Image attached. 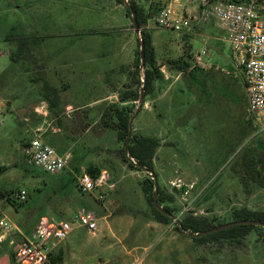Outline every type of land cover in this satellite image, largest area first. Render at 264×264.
Listing matches in <instances>:
<instances>
[{"label":"rangeland","instance_id":"obj_1","mask_svg":"<svg viewBox=\"0 0 264 264\" xmlns=\"http://www.w3.org/2000/svg\"><path fill=\"white\" fill-rule=\"evenodd\" d=\"M135 1L151 15L144 28L155 40L162 76L145 97L132 128L160 139L154 180L166 200L160 201L157 193L156 202L171 207L173 218L168 223L156 219L142 185L151 176L129 166L117 131L95 117L103 103L120 102L119 91L138 88L134 76L139 35L126 9L128 0H0V52L4 53L0 72L9 65L0 83L5 79L10 86L6 93H11L9 109L0 114V161L7 164L0 167V186L7 189L1 191L0 209L30 234L43 216L65 219L78 206H90L100 218L98 233L93 235L84 228L75 231L54 249L55 264H264V227H256L240 239L199 243L180 232L174 218L191 213L217 224L232 220L238 208L264 210L263 183H251L246 189L240 179L243 170L236 164L264 146V118L249 112L247 99L238 100L241 93L247 98V93L234 68L226 32L212 16L202 17L204 22L198 24L189 16L190 26L181 31L165 28L157 19L167 5ZM10 32L40 36L36 56L26 61L24 56L17 57V45L2 40ZM9 44L10 53L21 63L35 68L39 59L48 67L45 77L61 89L63 101L83 104L88 111H75L71 118L63 115V125L51 116L50 107L46 116L40 114L37 109L45 112L40 106L47 101L40 94L42 81L39 87V83L26 82V76L20 74L21 63L8 54ZM203 49L207 54L196 62L193 57ZM184 57L192 63L188 70L195 68L194 73L186 70L183 74L172 62ZM84 66L92 78L88 83L76 80L78 71L70 74L67 70ZM11 72L13 78L24 81L20 87ZM14 93H18L16 98ZM95 99L99 102L94 103ZM85 122L92 126L88 132ZM39 126L53 146L59 147L62 137L71 153L78 149L111 173L117 186L105 205L78 190L74 174L82 168L76 170L74 163L55 174L28 164L24 147ZM13 157L15 161H11ZM88 164L84 167L87 172ZM18 189L27 191L25 202L20 203L16 194L12 196L15 203L4 199ZM14 249L8 242L0 244V264H15L10 256Z\"/></svg>","mask_w":264,"mask_h":264},{"label":"built area","instance_id":"obj_2","mask_svg":"<svg viewBox=\"0 0 264 264\" xmlns=\"http://www.w3.org/2000/svg\"><path fill=\"white\" fill-rule=\"evenodd\" d=\"M187 1L198 3L202 8L201 16L214 17L220 28L226 32L234 68L242 76L246 88L248 110L264 118V0ZM157 21L161 26L177 31L190 26L189 18L177 16L171 5L161 11ZM206 54L207 50L203 49L193 59L199 62ZM48 107L47 101H43L40 108H44L45 112L37 110L46 116ZM23 152L28 164L52 174L69 168L72 159L70 151L60 153L44 138L42 127L34 129ZM81 168L82 170L74 174L78 190L97 203L105 205L108 194L117 186L111 173L102 169L98 175H94ZM14 194L20 202L27 200L28 193L25 189L14 190L10 194L11 199ZM0 213V239L11 236V244L16 246L15 264H51L54 249L76 229L84 228L93 235L100 229V218L85 205L78 206L65 219L56 220L43 216L30 234H25L1 209Z\"/></svg>","mask_w":264,"mask_h":264},{"label":"trees","instance_id":"obj_3","mask_svg":"<svg viewBox=\"0 0 264 264\" xmlns=\"http://www.w3.org/2000/svg\"><path fill=\"white\" fill-rule=\"evenodd\" d=\"M119 2L123 3V0H119ZM126 9L130 16L132 15V10L136 11L137 20L141 27V32L138 36L140 49L138 50V57L135 61L136 76H134V83L138 86V88L127 89L122 92L119 91L120 102L103 103L97 116H99L100 122L103 126L115 129L117 131L118 140L123 142L122 156L129 166L137 170H145L151 176L149 178H145L142 182L145 196L147 200L150 201V205L152 206L153 211L156 213V219L160 222L168 223L173 218V209L168 205L163 206V208L157 207L153 203L156 193H159L160 201L165 202L166 200L164 196H160L163 193V190L159 185L156 188L157 181L155 182L154 180L157 177L154 159L157 149L160 146V139L152 135L138 134L131 128L133 125L132 120L136 117V114L142 110L145 97L155 90V81L162 76V71L161 66L158 64L156 59L152 34L146 28H144V26L147 25L148 20L151 18L150 13L147 12L145 8L136 1H130L129 5L126 6ZM2 40L15 43L17 45V57L24 56L26 61L27 57L32 58L33 56H36V46L40 43L41 39L35 36L10 32L5 35ZM142 42H144V57H142L141 54ZM11 57L16 59L13 54H11ZM172 62L177 65L179 71L183 74L192 66V63H189L188 58L185 57L176 59ZM25 67L29 68L27 65H25ZM39 68L45 69V67L41 65ZM192 69L188 70L187 72L194 73ZM142 72L144 76L143 80L141 78ZM45 76L46 72L41 70L38 77L36 76L35 78L39 80L42 79L40 94L49 102L51 113L59 114L60 111L58 110V112H56V109H60L61 89L52 84ZM141 90H143L144 94L143 100H140L142 93L139 92H141ZM241 94L239 95L241 97L238 100L240 102L241 100L245 102L247 99L246 94ZM136 102L137 104L135 105ZM127 141L129 142L128 149L126 151L125 147ZM28 142H26V145ZM236 164L241 168V170H243V175L240 179L243 181L246 189L251 183L255 184L258 181L264 185V146L259 147V149L256 148L255 154H251L249 158H242L238 160ZM75 168L76 170L79 169L77 166H75ZM101 171L102 169L99 166H90L88 168V172L94 175H98ZM10 194L6 196L4 195V199L11 202L12 199L10 198ZM0 195H2L1 192ZM152 196L154 197L151 199ZM244 219L257 220L261 225L235 224L229 228L211 231V229L222 223L220 222L215 224L206 216L188 213L177 221V229L182 233L189 234L190 237L194 238V240L199 243H205L217 240L219 238L240 239L247 236L256 227H264V210H252L248 207L238 208L233 211L232 220L230 221H239ZM15 252L16 249L12 251L10 255L11 259H14ZM51 260L52 263H57V258L54 257L53 254Z\"/></svg>","mask_w":264,"mask_h":264},{"label":"crops","instance_id":"obj_4","mask_svg":"<svg viewBox=\"0 0 264 264\" xmlns=\"http://www.w3.org/2000/svg\"><path fill=\"white\" fill-rule=\"evenodd\" d=\"M152 1H156V2H159V3H162V4H164V5H171L172 6V8L174 9V11H175V14L177 15V16H187V17H189V16H193V18L194 19H196L197 20V24L198 23H201L203 20H205L204 18H202V16H201V11H202V8H201V6L198 4V3H196V2H190V1H187V0H152ZM208 17H206V19H207ZM204 22V21H203ZM40 37V36H39ZM153 40H154V38H153ZM155 41V40H154ZM10 44H9V46H8V54L11 56V53H10ZM0 56H4V53L3 52H0ZM12 59H13V57H11ZM16 60V63L17 62H19V63H21V60L20 59H13V61H15ZM39 59H37V62L35 63V65H33L35 68H33V67H29V68H27V67H25V65H23V64H21V68H20V74H22L23 76L25 75L26 76V82H28V84H29V82H30V80L32 81V82H34V83H39L40 81H42V79L41 80H39V79H35L36 78V76H34L33 78L31 77V74L32 73H34V71L37 73V77H38V75H39V72L41 71V70H44L45 72L48 70V67L46 66V65H44V63H42V62H39L38 61ZM43 66V67H45V69H41V68H39V66ZM191 67H193V65L191 66ZM9 69V65L8 66H6V67H4L1 71L2 72H0V77H1V75H3L4 73H6L7 72V70ZM67 70H69V72H70V74H72V73H75V72H79V76L78 77H76V80H78V81H80V82H82V83H88V82H90L91 80H92V78H90V75L88 74V70H87V68L84 66V67H77V68H75L74 70H72V68H67ZM49 71V70H48ZM72 72V73H71ZM14 73H10V76H11V78H12V80L15 82V85L17 86V87H20L21 86V84H23V82L24 81H22V78L21 79H19V78H13L14 77ZM7 77H8V75H7ZM70 77V76H69ZM25 78V77H24ZM4 81H5V83L3 82V83H0V114H3L5 111H7L9 108L7 107L8 105H10V99L11 98H9L10 97V95H11V93H9V94H7L6 93V91L7 90H9L10 89V86H9V84H8V82L5 80V79H3ZM78 81H76V82H78ZM71 84H70V86L72 85V83H74L73 81H71V79H70V81H69ZM22 86H24V85H22ZM26 86V88L27 87H29L27 84L25 85ZM40 86V83L38 84V87ZM87 87H89V86H87ZM15 98L18 96V93H14V95H13ZM19 99H20V97H19ZM104 99V98H103ZM107 99V98H106ZM94 103H97V102H99V100H94L93 101ZM66 103V104H65ZM66 105V106H65ZM83 104H80V105H78V106H76L75 105V103L73 102V101H71V100H68L67 102L66 101H63L62 99H61V104H60V109H56V112H58V110L60 111V113L58 114V113H55V114H52V113H50L51 114V116H53L54 117V119L55 120H59V123H62V125L64 124L63 122H62V118H63V115H67L66 117L67 118H71V116H69V115H71V113H73V112H75V111H79V110H84L83 112H87L88 111V109H85V108H87V107H85V106H82ZM69 106V110H67L68 107ZM70 106H71V108H70ZM23 110H24V108H23ZM49 110H50V108H49ZM51 112V111H50ZM85 113L83 114L84 116H85ZM58 114V115H57ZM89 115V114H88ZM66 117H64V118H66ZM95 117H97V118H99V116H95ZM25 119H27V118H25ZM85 127V130L88 132L90 129H91V124L90 123H87V122H85V125H84ZM39 127H41V126H39ZM107 128V127H106ZM27 130H29V129H27ZM59 130H62V128L61 127H59ZM33 132H34V129H33ZM33 134V133H32ZM32 138V137H31ZM31 138H29V140L31 139ZM61 140H59V147L58 146H56V148H57V150L60 152V153H65V152H67V151H69L68 150V147H69V144L66 142V141H62V137L60 138ZM29 140H27V142L29 141ZM74 151V152H73ZM72 152V159H71V162L72 163H74L73 164V166L75 167V166H78L79 168H81V167H85V165H87L88 163V167H90V166H97V165H95V164H93V159L91 158V157H88L87 155H82V154H79V152H78V149H75V150H73ZM15 158L13 157L12 159H11V161H15L14 160ZM1 166H7V164H5V162H1L0 161V167ZM10 180L11 179H8L7 180V182H10ZM7 189H5V188H3L2 186H0V192L1 191H6ZM86 206V205H85ZM88 207H90V206H88ZM76 209V208H75ZM74 209V210H75ZM73 210V211H74ZM80 229H83V228H78V229H76L75 231H78V230H80ZM74 231V232H75ZM73 232V233H74ZM72 233V234H73ZM71 234V235H72ZM10 238H11V236L10 235H7V236H5V238H3V239H0V244H3V242H8L9 244H11V241H10ZM12 245V244H11ZM13 246V245H12Z\"/></svg>","mask_w":264,"mask_h":264},{"label":"water","instance_id":"obj_5","mask_svg":"<svg viewBox=\"0 0 264 264\" xmlns=\"http://www.w3.org/2000/svg\"><path fill=\"white\" fill-rule=\"evenodd\" d=\"M132 10V9H131ZM132 21H133V25H134V29H135V32L136 34L140 35V32H141V27L138 23V20H137V16H136V11L132 10ZM141 54H142V57H144V42H142V46H141ZM141 100L144 99V94H143V90H142V96L140 98ZM132 128V127H131ZM128 142L126 143V147H125V150L127 151L128 149ZM156 185H158V183H156ZM154 204L157 206V207H160L158 205V203L156 202V200L154 201ZM236 223H240V224H258L259 221L257 220H239V221H233V222H229V223H225V224H222V225H219L217 227H215L214 229H211V231H214V230H220V229H224V228H229L231 226H233L234 224Z\"/></svg>","mask_w":264,"mask_h":264},{"label":"flooded vegetation","instance_id":"obj_6","mask_svg":"<svg viewBox=\"0 0 264 264\" xmlns=\"http://www.w3.org/2000/svg\"><path fill=\"white\" fill-rule=\"evenodd\" d=\"M142 91V90H141ZM142 93V92H141ZM142 96V95H141ZM141 98V97H140ZM141 100V99H140ZM115 102V101H114ZM133 129V128H132ZM156 183H158V182H156ZM158 187V185H156V188ZM156 195H157V193L155 194V199H154V201L156 200ZM157 201V200H156ZM154 203V202H153ZM159 205V204H158ZM160 207H162L161 205H160ZM163 208V207H162ZM179 219H176V217H175V221L177 222ZM244 220H253V219H244ZM229 222H233V221H228V222H225V223H229ZM224 222L222 223V224H225ZM222 224H220V225H222ZM236 224H240V223H236ZM235 225V224H234ZM254 225H261L260 224V222L258 223V224H254ZM217 226H219V225H217ZM216 226V227H217ZM259 227H262V226H259ZM215 228V227H214ZM213 228V229H214ZM255 230V229H254ZM253 231V230H252ZM251 231V232H252Z\"/></svg>","mask_w":264,"mask_h":264}]
</instances>
